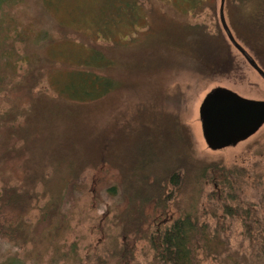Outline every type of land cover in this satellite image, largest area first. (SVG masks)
Segmentation results:
<instances>
[{
	"label": "trees",
	"instance_id": "obj_1",
	"mask_svg": "<svg viewBox=\"0 0 264 264\" xmlns=\"http://www.w3.org/2000/svg\"><path fill=\"white\" fill-rule=\"evenodd\" d=\"M5 1L0 0V7ZM151 1L106 0L104 4L112 9L104 19L99 20L96 7L88 23L74 22L93 29L89 35L79 29H68L74 37L79 35L81 42H86L89 54L82 60L76 58L74 65L64 71L62 87L54 91V97H49L48 103L77 109L111 101V96L118 94V84L122 81L117 76V71L122 69L118 58L130 54L134 48L147 50L138 59L143 66L152 62L156 68H166L163 71L181 73L182 69H188V72L215 73L227 68V60L217 50L212 36L204 25L196 23L199 15L214 14L213 0H159L170 5V10L180 16L177 21L157 14L150 6ZM228 7L233 10L231 27L235 36L255 56L264 60V0H226L225 10ZM127 11V19L135 14L136 18L149 20L146 40L130 47L115 43L107 46L106 31H111L108 27L126 20ZM57 27V35L65 39L68 34L62 28L64 26L57 24ZM152 52L155 54L149 60L146 56ZM185 53L191 58L187 62L182 61ZM172 56L174 60L170 61ZM194 61L198 67L189 65L195 64ZM100 72L104 74L100 76ZM15 88V92L22 90L19 85ZM169 92L165 87L158 85L157 88L154 83L153 90L147 94L152 101L151 107L141 103L139 109L138 105L130 108L128 104L115 108L86 145L71 136L55 139L52 134L59 128L45 123L46 119L30 126L16 124L17 127L11 129L20 143L11 161L25 160L20 164V181L0 185V255L4 252L0 264H34L47 247L52 249V254L62 247L57 241L62 239L72 219L66 206L74 205L84 195L81 175L86 169L102 173L108 169L115 175L111 184L103 182L98 190L88 189L91 204L95 205L99 200L112 201L111 225L123 243L121 250L115 241L113 243L114 258L118 261L115 264L128 262L124 252V246L128 245L125 244L141 238L151 249V264H201L202 260L219 253L223 218L237 222L243 229V237L256 242L264 251V229H258L261 228L258 217L253 209L243 207L238 201L244 170L226 168L219 163H199L192 156L186 128L174 113L181 100ZM130 102L137 104L134 100ZM134 107H137L135 112ZM151 114L155 116V122L147 119ZM8 150L12 151L11 148ZM1 159L5 161V158ZM100 181L101 178H95L92 182L97 186ZM203 185L212 186L208 199H212L219 210V217L212 225L204 220L207 217L204 210L195 213L192 203H186L185 210L167 223L147 224L148 208L158 210L165 217L168 198L175 201L186 191L192 196L196 191H202ZM41 200V206L37 207ZM33 210H37V214L30 221ZM108 211L107 208L105 217ZM211 215L212 218L213 212ZM39 243L44 246L36 247ZM30 244L32 252H25L21 255L25 259L20 258L19 253H24ZM6 246L10 248L8 252ZM71 246L74 257L75 247ZM128 255L130 258L129 251ZM61 259L64 260V256ZM56 262L50 258L48 263ZM95 264H107V261L97 257Z\"/></svg>",
	"mask_w": 264,
	"mask_h": 264
},
{
	"label": "rangeland",
	"instance_id": "obj_2",
	"mask_svg": "<svg viewBox=\"0 0 264 264\" xmlns=\"http://www.w3.org/2000/svg\"><path fill=\"white\" fill-rule=\"evenodd\" d=\"M105 1L7 0L1 5L0 185L2 182L17 184L21 178L20 164L25 159L11 161V158L13 159L16 154V149L20 147L17 138L11 133V129L14 130L17 127L16 124L30 126L34 122L42 123V120L46 119L45 123L57 125L59 128L56 133L52 134L55 139L71 136L80 140L82 145H86L95 136L99 127L105 124L115 108L119 109L127 104L130 108L138 105V108H133L135 112L136 108H141L139 105L141 103L147 106L152 105L147 94L153 90L155 83L157 88L158 85L165 87L170 91V95H177L181 100L174 113L186 128L190 145L189 152L199 163H219L226 168L236 167L244 170L245 175L238 193V201H241L243 207L253 209L261 223V228L258 229L260 231L264 229V123L253 134L235 146L211 150L203 139L199 121V106L205 95L215 88L230 91L247 100L264 102V82L230 46L220 28L217 15L219 0H213L214 14L211 16L199 15L196 23L204 25L217 45V50L225 56L228 63L225 70L215 73L212 71L188 72V69H182L181 73L171 70L163 71L162 69L166 68H156L152 62L143 66L138 59L147 50L134 48L130 54L118 58L122 69L116 71L122 81L118 84V94L116 97L111 96L113 98L111 101L81 106L77 109L60 108L48 103V98L54 97V91L62 87L64 71H68L69 66L74 65L76 58L82 60L89 54L86 42H81L83 40L78 38L79 35L74 37L68 29H79L89 35L93 29L83 28L74 22H79L82 25L88 23L87 20L93 17L96 7L99 9V20L104 19L108 15L107 12L112 9L111 6L104 4ZM147 4L149 6V3ZM225 4L226 0H224L223 15L233 38L264 71V60L255 56L235 36L231 27L234 23L231 21L234 20L233 10L231 7L225 10ZM150 6L160 16L166 15L168 20L177 21L180 17L170 10V5H165L159 0L151 1ZM126 13L127 16L124 18L126 20H119L115 26L108 27L111 31H106L105 36L109 38L105 42L108 44L107 46L115 43L130 47L132 44L146 40L149 20H144L139 16L136 18L135 14L133 18L127 19L129 11ZM57 24L64 26L62 28H65L68 34L65 39H61L57 35ZM154 54L152 52L146 57L150 60ZM105 56L107 57L106 54ZM183 56V59L180 57L183 62L191 59L186 53ZM169 60L173 61L174 56ZM194 62L195 64L190 63L189 65L198 67V63ZM103 74L99 73L100 76ZM18 85L22 87L20 88L22 90L15 92L17 90L15 87ZM219 97L208 106L214 130L211 135L212 144H217L216 134L223 129L234 125L242 127L243 130L251 129L258 108L257 106L254 109L249 106H233ZM129 99L134 100L137 104L129 103L131 101ZM140 99H143L144 102ZM125 101L128 103H124ZM111 107L114 108L110 110ZM232 109H236L237 115L230 113ZM147 119L150 122H155V116L152 114ZM10 148L12 151L8 150ZM2 157L5 158V161L1 159ZM100 165L102 166V164ZM171 165L174 163L171 162ZM105 170L103 173L90 169L84 170L81 175L84 195L74 205L66 206L72 214V219L69 221L68 230L62 235V239L57 241V245L62 247L55 254H52V249L47 247L34 264H49L50 258L56 259V264H95L97 257L106 260L107 264L118 262L114 258L113 243L115 241L120 250L122 249L120 244L123 243L121 239L117 238V230L111 225L113 223L111 218L114 214L112 201L99 200L93 205L94 203L90 202L91 198L88 197L89 188L98 190L103 182L111 184L110 182L115 178L111 170ZM95 178L97 180L101 178L102 181L97 186L92 182ZM201 188L202 191H196L192 196L186 191L184 194H180L175 201H170L171 197L168 198L165 217L158 210L154 211L148 208L146 210L147 224L154 225L156 222L164 221L167 223L185 210L186 203H192L195 213L198 214L204 210L207 216L204 220L212 225L214 219L219 217L216 203L212 199H208V194L213 189L210 185H203ZM41 204L42 200L38 202L37 207ZM107 208L109 211L105 217L104 213ZM211 212L214 214L212 218ZM36 214L37 210H33L29 220L33 221ZM220 222V226L223 228L219 230V253L202 260L201 264H264L263 247L260 249L256 242L247 241L243 237L242 227L237 222L228 218H223ZM132 241L125 244L128 246H124L125 258L128 259V262L121 264H151L152 253L147 241L143 238L132 239ZM71 244L75 247L74 257ZM36 245L38 248L44 246L40 243ZM8 249L10 248L6 246L7 252ZM31 249V244L27 245L24 253H19V257L22 258L25 252H32ZM128 251L131 255L130 258ZM59 252H62L61 256L57 254ZM35 253L36 250H34ZM1 255H4V252ZM1 255L0 259L3 258ZM63 256L64 260L61 259ZM28 263L24 262V264Z\"/></svg>",
	"mask_w": 264,
	"mask_h": 264
},
{
	"label": "water",
	"instance_id": "obj_3",
	"mask_svg": "<svg viewBox=\"0 0 264 264\" xmlns=\"http://www.w3.org/2000/svg\"><path fill=\"white\" fill-rule=\"evenodd\" d=\"M223 5H224V0H219L217 15H218V22L220 28L226 40L228 41L230 46L241 56L244 62L264 82V71H262L258 67L255 61L251 58V56H249V54L235 41L230 30L228 29L223 15ZM218 97L224 99L226 102H228L233 106H238V107L249 106L250 108L253 109L255 106H257L258 108L256 110V114L254 116L251 129L243 130L242 127L236 125L230 128L223 129L220 132H218V134H216L217 144H212L211 135L213 134L214 130H213V124L210 121L208 106L210 105L211 102H213L214 99H217ZM198 113H199V121L201 123L202 136L206 145L211 150H219L226 147H233L237 143L244 141L247 137L253 134L254 131L259 126H261L264 123V102L247 100L231 93L230 91L221 88H215L210 90V92H208L205 95L199 106ZM230 113H232L233 115L234 114L237 115L236 109H232Z\"/></svg>",
	"mask_w": 264,
	"mask_h": 264
}]
</instances>
